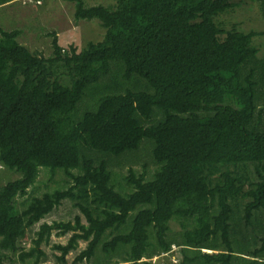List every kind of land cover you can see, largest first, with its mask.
Instances as JSON below:
<instances>
[{"label":"trees","instance_id":"1","mask_svg":"<svg viewBox=\"0 0 264 264\" xmlns=\"http://www.w3.org/2000/svg\"><path fill=\"white\" fill-rule=\"evenodd\" d=\"M67 1L100 22L101 41L78 50L55 34L45 56L0 27V163L22 173L0 186V264H40L54 230L71 236L45 264H70L80 241L73 264H264V32L224 28L236 0ZM145 139L157 169L130 168L118 190L111 158ZM42 167L71 181L34 195ZM66 201L74 219L45 221Z\"/></svg>","mask_w":264,"mask_h":264},{"label":"rangeland","instance_id":"2","mask_svg":"<svg viewBox=\"0 0 264 264\" xmlns=\"http://www.w3.org/2000/svg\"><path fill=\"white\" fill-rule=\"evenodd\" d=\"M2 1L4 2L5 0ZM85 2L89 6L99 3L109 6L114 5L116 0H85ZM236 2L240 5L220 17L224 28L230 29L237 26L243 31L255 29L264 32V18L261 17L258 3L251 0H236ZM0 27L8 30L20 29L19 41L32 51L40 52L45 56H50L53 53L55 34L59 44L65 48L74 45L78 50H82L91 42L101 41L106 32L97 19L77 20L75 18V3L67 0H41V3H37L36 0L34 2H27L26 0L7 1L0 5ZM254 44L260 47V56H264V34L255 37ZM83 107L84 103L81 109ZM147 140L145 139L139 151L111 158V169L114 173L113 183L117 186L118 190H120L118 187L124 191L128 190L126 187V177L129 174L130 168H133L136 174H140L146 170L148 178L153 176V173L157 169V164L153 161L151 144ZM21 177V172L9 169L0 163V186ZM70 181V178L63 171L58 170L52 173L48 168L42 167L40 176L30 191L34 195H42L47 191L67 187ZM19 200L22 202L25 199L19 198ZM20 207L22 206L20 205ZM79 213V209L75 208L71 201H66L61 207L50 214L45 221L48 223L68 221L74 219L75 215ZM40 225L38 223L32 229H28L25 232L23 240L26 250L34 246V240L37 238ZM178 225L177 222L174 223V229L179 230ZM70 236L71 233L58 235L57 230H54L50 242H45L41 246L46 256L41 260L40 264L56 263V256L60 253L55 249L54 245L67 243ZM86 245L85 241H80L79 249L68 255L70 264H73L77 254ZM119 254L121 253L117 252L113 254L111 261H121L122 256ZM103 256L101 249H98L97 256H95L93 261L98 263ZM12 259H14L13 264H32L33 262L31 258L22 260L19 255L13 256ZM164 260L162 258V261ZM144 261L149 262L151 259L147 258ZM165 262L169 264L168 260H165ZM4 264H10L9 260L5 261ZM83 264L90 263L85 262Z\"/></svg>","mask_w":264,"mask_h":264},{"label":"built area","instance_id":"3","mask_svg":"<svg viewBox=\"0 0 264 264\" xmlns=\"http://www.w3.org/2000/svg\"><path fill=\"white\" fill-rule=\"evenodd\" d=\"M29 2H33V0H27ZM166 256H170L172 258V260L174 261V263H177L179 261V258H180V252L178 250V247L176 245H173L172 246V249L165 253ZM158 259V257L154 258V259H151L152 262H156Z\"/></svg>","mask_w":264,"mask_h":264}]
</instances>
